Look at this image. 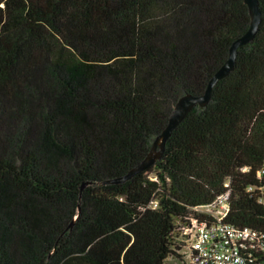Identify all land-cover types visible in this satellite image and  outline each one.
I'll list each match as a JSON object with an SVG mask.
<instances>
[{
    "label": "trees",
    "instance_id": "1",
    "mask_svg": "<svg viewBox=\"0 0 264 264\" xmlns=\"http://www.w3.org/2000/svg\"><path fill=\"white\" fill-rule=\"evenodd\" d=\"M258 5L253 39L206 106L183 117L150 167L114 184L175 101L203 93L247 29L246 4L0 0V264H165L174 226L223 192L226 223L264 231Z\"/></svg>",
    "mask_w": 264,
    "mask_h": 264
},
{
    "label": "built area",
    "instance_id": "2",
    "mask_svg": "<svg viewBox=\"0 0 264 264\" xmlns=\"http://www.w3.org/2000/svg\"><path fill=\"white\" fill-rule=\"evenodd\" d=\"M228 192L211 203L196 206L174 226L171 264H255L264 256V231L224 221L229 212ZM264 203V198L259 199ZM155 202L152 206H155Z\"/></svg>",
    "mask_w": 264,
    "mask_h": 264
},
{
    "label": "water",
    "instance_id": "3",
    "mask_svg": "<svg viewBox=\"0 0 264 264\" xmlns=\"http://www.w3.org/2000/svg\"><path fill=\"white\" fill-rule=\"evenodd\" d=\"M247 6V12L249 15V23L246 31H244L239 37L234 39L228 47V54L226 59L219 67L218 70L209 78L207 85H205L204 91L201 95L196 96L193 94H184L175 101L170 115H168L167 124L165 128L155 137L152 146H150L148 153L144 158L129 169L123 176L112 178L107 180L108 183H121L128 178L133 177L137 173L150 167L163 153L165 142L168 139L170 132L177 126L178 123L183 119L184 116L194 107L203 108L210 101L211 90L213 85L227 74L230 73L234 68V61L237 48L241 45H246L253 39L257 26L260 23V11L258 0H243ZM86 183L81 184L80 188L83 189ZM73 222H69L68 228L72 226Z\"/></svg>",
    "mask_w": 264,
    "mask_h": 264
},
{
    "label": "rangeland",
    "instance_id": "4",
    "mask_svg": "<svg viewBox=\"0 0 264 264\" xmlns=\"http://www.w3.org/2000/svg\"><path fill=\"white\" fill-rule=\"evenodd\" d=\"M171 263H172V260L170 258L165 260V264H171Z\"/></svg>",
    "mask_w": 264,
    "mask_h": 264
}]
</instances>
